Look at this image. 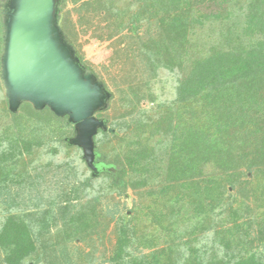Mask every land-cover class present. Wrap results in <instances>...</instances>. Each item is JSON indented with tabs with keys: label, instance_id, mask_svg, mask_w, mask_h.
I'll return each mask as SVG.
<instances>
[{
	"label": "trees",
	"instance_id": "1",
	"mask_svg": "<svg viewBox=\"0 0 264 264\" xmlns=\"http://www.w3.org/2000/svg\"><path fill=\"white\" fill-rule=\"evenodd\" d=\"M65 1L76 6L86 29L95 18L109 23L111 32L100 41L145 25L140 59L149 78L122 93L127 109L115 132L100 131L96 137V175L82 150L67 141L74 132L68 118L47 109L58 120L55 126L12 122L3 128L0 200L19 213L0 226V264H74L68 243L84 240L100 217L114 215L115 208L102 216L98 206L105 196L123 195L128 188L151 189L140 217L144 214L153 229L139 235L137 223L143 220L132 226L128 216H121L111 264H264V0H60V14ZM66 15L62 27L76 50ZM207 27L208 35L197 38L196 31ZM3 41L1 36L0 56ZM161 70L182 75L172 101L159 102L151 85ZM145 100L155 108L137 111ZM54 141L75 149L90 174H82L79 160L68 153L49 189L55 195L45 200L51 164L34 175L30 166L35 152ZM106 145L114 153L105 162ZM100 177L101 191L93 194ZM230 187L237 193H229ZM216 217L232 228L217 230ZM53 227L54 244L48 242ZM213 234L222 250L209 259L200 247ZM133 245L138 253L154 251L138 257Z\"/></svg>",
	"mask_w": 264,
	"mask_h": 264
},
{
	"label": "rangeland",
	"instance_id": "2",
	"mask_svg": "<svg viewBox=\"0 0 264 264\" xmlns=\"http://www.w3.org/2000/svg\"><path fill=\"white\" fill-rule=\"evenodd\" d=\"M0 0V6L1 2ZM66 3V1H65ZM76 6H74L70 1H68L64 7L61 15H69V26L70 32L73 35V41L75 40V48L77 55L83 60V65L90 69L95 76L106 85L107 89L112 93L113 98L111 100L110 106L107 110L97 113L96 116L99 119H106L110 128L116 129L117 125L121 122L120 116L126 112L125 103L122 102L123 92H128L131 85L145 84L147 79V73H144V63L140 59V40L139 36L147 37V29L145 25L140 27L137 32L132 31L131 29L126 30L123 34L113 38L110 41H100L98 38L107 36L111 29L107 28L109 23L105 22L102 18H95L93 24L90 28H85L80 24V19L78 12L76 11ZM226 10L228 7L225 8ZM222 12V11H221ZM222 19V18H221ZM64 20V19H63ZM220 22V21H219ZM221 23L214 24L217 27H220ZM208 27L205 30L198 29L196 31V37H206L208 35ZM4 37V19L0 14V37ZM4 39V38H3ZM72 40V39H71ZM209 42V41H208ZM2 55V54H1ZM0 73H1V56H0ZM182 77L178 71L170 72L168 70H161L157 76L155 82H152L154 93L159 97V102H168L172 101L175 98V89L179 82V79ZM8 99L6 97L5 89L0 77V134L8 124H25L28 127H34L39 125L40 127L46 125L54 126L58 124V120L49 112L35 110L29 104H23L19 112L15 115L9 110ZM155 108V105L150 103V101L145 100L139 104L137 111L139 109L152 110ZM131 111V109L129 108ZM12 123V124H13ZM73 131V128H72ZM72 132L69 137H72ZM117 139L114 138L112 146H116ZM57 148L58 152L52 154L50 149ZM76 148L75 146H73ZM162 147V145H160ZM79 149V148H78ZM103 161H110L111 157L109 154L114 153L113 147L105 146ZM164 152L163 149L160 150ZM35 156L32 159L30 168L32 175L37 173L39 168L45 167L51 164V174L47 177V185L45 187V192H43V197L45 200H48L50 197L54 196L55 193L50 192V190L55 187L56 179L54 178L55 173L57 172L60 164L69 160L68 153L71 154V158L74 160L79 156L76 155L75 149L68 151L60 142L54 141L47 148L38 149L35 152ZM110 159H109V158ZM28 159V157H27ZM30 164V163H29ZM76 164L79 165L82 174L85 172L86 175H89L87 166L79 161H76ZM115 172V169H112ZM118 173V172H117ZM115 173V174H117ZM247 179V178H245ZM253 179V176H250V180ZM102 177L95 178L93 194L99 193L101 191ZM14 192L17 191L16 187L12 188ZM50 189V190H49ZM150 188H145L143 190H134L128 188L126 193L123 195L114 192L108 196H105L102 200V203L98 206V210L102 209V216L105 213V210L109 212L111 209H114V215L108 214L107 216L100 217L97 226L93 230H88L84 233V240L73 239V241L68 243V248L70 258L74 261V264H111L110 258L113 256L115 245L117 242L116 227L118 226V219L121 216H128L127 220L130 221L132 226H134L138 219H142L143 222L139 221L137 223V231L142 234L144 231H152V224L148 221L149 219L143 214L140 217V211H145V206L150 202L148 191ZM42 191V189H41ZM40 191V192H41ZM238 189L229 188V193H237ZM38 193V192H37ZM37 193L34 195L40 196ZM238 205V204H237ZM47 206V205H46ZM45 206V207H46ZM255 207V205H254ZM22 208V207H21ZM27 212L34 213L33 208L27 207ZM18 210L10 209L8 210L7 205L2 203L0 200V226L10 214H17ZM225 216V215H224ZM216 222L221 225L218 226L217 230H227L232 228L233 224L229 222L222 224V218L216 217ZM61 224V222H59ZM35 230V229H34ZM258 231V228H257ZM57 230L56 227L52 228L48 237L53 238L48 242H54L56 240L55 234ZM147 232V231H146ZM257 232L254 230L253 235L256 236ZM213 235L203 238V243L201 244V250H208L206 257L213 258L214 256L221 253V244L215 243ZM235 238L237 234L235 233ZM252 238V237H250ZM202 239V236L201 238ZM185 241L189 240L184 238ZM162 241V240H161ZM53 243V244H54ZM259 245L258 242L255 243V246ZM165 245L163 243L159 245L156 250L162 249ZM194 246L193 244L187 245V248ZM134 247V248H133ZM132 251L138 257L142 255H149L153 251L144 249L142 253H138L135 250L136 245H133ZM4 255L0 252V262ZM35 261H30V264H35ZM3 264V263H2ZM64 264H67L64 262Z\"/></svg>",
	"mask_w": 264,
	"mask_h": 264
},
{
	"label": "water",
	"instance_id": "3",
	"mask_svg": "<svg viewBox=\"0 0 264 264\" xmlns=\"http://www.w3.org/2000/svg\"><path fill=\"white\" fill-rule=\"evenodd\" d=\"M59 2H1L4 41L0 77L12 113L17 114L28 103L74 124V135L67 141L82 150L83 160L96 175V137L100 131L115 132L96 114L109 108L113 95L81 63L64 33Z\"/></svg>",
	"mask_w": 264,
	"mask_h": 264
}]
</instances>
